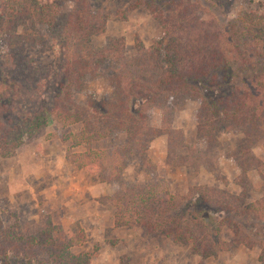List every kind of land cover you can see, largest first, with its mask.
I'll use <instances>...</instances> for the list:
<instances>
[{"label":"rangeland","instance_id":"obj_1","mask_svg":"<svg viewBox=\"0 0 264 264\" xmlns=\"http://www.w3.org/2000/svg\"><path fill=\"white\" fill-rule=\"evenodd\" d=\"M149 1L0 0L1 63L8 55L5 35L13 30L19 35L23 33L19 21V9L23 8V15L33 19V27L31 24L29 27L48 40L46 48H27L25 57L31 68H55L60 72L50 87L40 90V96L20 100L12 120L6 115L1 117L0 109V217L4 228L6 231L16 228L23 235L35 236L47 229L50 220L70 235L83 232L85 242L72 252L92 255L90 264H264V213L254 219H239L241 228L235 230L224 224L227 213L217 212L229 197L244 196L246 204L262 202L264 143L254 146L253 155L261 165L250 172L249 189L245 190L240 181L242 172L233 157L245 137L203 126L200 100L182 98L164 108L147 104L143 109L147 118H138L140 125L136 127L121 110L122 101L116 90L119 82L115 78L121 67L112 56L99 65L83 59L86 67L81 78L78 71L83 66L76 64L78 54H83L78 50L81 39L92 31L103 29L94 35V49H106L111 42L118 41L119 47L124 45L128 57L140 55L139 45L151 51L161 41L166 46L176 44L191 52V45L196 47L194 42H199L197 37L204 29L209 28L208 35L211 31L217 34L225 31L226 35L228 28L237 31L233 26L236 22L244 26L249 17H253L251 22L264 17V0H154L150 2L152 6L147 4ZM54 4L62 8L63 14L51 24L42 10ZM71 23L75 24L73 30L69 29ZM199 23L207 25L202 29ZM260 46L258 42L255 44L256 49ZM259 59L258 67L264 63V55ZM119 79L121 88L130 82ZM139 106L137 103L136 109ZM46 111H54L64 122H59L54 113L51 125L29 134L22 119ZM105 112L114 119L104 125L107 138L98 140L93 131L99 130ZM68 115H75L82 122L70 124L66 120ZM18 126L25 128L26 135L16 147L12 129ZM114 127L122 130L112 132ZM131 131L135 139L147 137L151 163L144 165L137 154L126 160L128 167L122 177L129 187H146L161 180L172 195L195 200L199 196V190L194 192L195 189L215 192L207 201L217 204L210 216L219 221V238H215L211 226L209 230L202 226L199 231L193 229L199 234L208 233L216 245V256L206 258L192 245L175 244L149 233L136 223L139 219L136 215H126L127 226L117 227L116 209L103 201L113 197L119 186L103 182L100 173L79 169L75 161L80 154L125 146ZM84 133L92 139L90 143L84 140ZM200 152L206 153L202 159L206 165L209 163L207 167L202 165L201 158H195ZM40 259L49 264L47 257ZM0 264L34 263L10 250L6 256L0 252Z\"/></svg>","mask_w":264,"mask_h":264},{"label":"trees","instance_id":"obj_2","mask_svg":"<svg viewBox=\"0 0 264 264\" xmlns=\"http://www.w3.org/2000/svg\"><path fill=\"white\" fill-rule=\"evenodd\" d=\"M150 2L155 1L150 0L147 3L152 6ZM19 11L21 17H17L22 24L23 33L19 35L13 30L9 35H5L8 55L4 56L3 63L0 59V105H2L0 109L3 110L1 117L4 118L6 115L11 120L15 117L17 112L15 106L20 100H25L29 96L33 100L35 95L40 96V90L50 87L56 74L60 73L55 68L47 70L31 68L25 57L27 48H46L48 40L32 29V17L24 16L23 8ZM42 12L44 15L46 13L45 17L51 24L63 14L62 8L57 4L43 9ZM252 18L249 17L244 26L241 22H236L233 26L237 31L228 28L226 35L225 31L220 34L211 31L208 35L209 28L204 29L207 24L199 23L198 26L202 25L204 31L197 37L199 42H194L196 47L191 45L193 48L191 52L176 44L166 46L164 41H161L151 51L139 45L140 55L136 57H128L124 45L119 47L118 41L111 42L106 49H94L92 44L94 35L103 29L92 31L82 37L81 46H78V50L83 53H77L76 64L83 66L78 73L80 78L84 75L86 64L83 59L99 65L112 56L121 67L115 75L119 82L115 87L122 101L121 110L136 127L140 125L138 118L142 120L147 118L146 112H143L147 104L164 108L167 103L170 105L172 101L182 98L200 100L202 103L200 118L203 119V126H212L216 130L234 132L245 137V142L233 157L242 172L240 181L244 189L248 190L247 179L250 172L257 170L261 165L253 155L254 146L264 143V63L259 67L257 64L259 58L264 55V17L253 19L251 22ZM29 24L32 27H29ZM74 26L75 24L71 23L69 29L73 30ZM89 27L91 29L90 25ZM257 42L261 46L256 49ZM119 77L122 80L129 79V84L127 86L122 84L121 88ZM137 103L140 104L138 109ZM54 113L46 111L27 120L21 119L31 134L30 132L51 125L53 123L51 116ZM54 116L59 122H64L57 113ZM66 118L70 124L82 122L75 115H68ZM103 118L102 123H99L101 125L99 130L93 131L96 135L94 138L98 140L107 138L103 128L110 119H114V116L105 112ZM211 120L214 123H210ZM11 124L15 123L12 121ZM12 130L17 147L25 137L26 130L20 129L19 126ZM120 130L122 129L114 127L112 132ZM90 132L92 133V129ZM129 134L131 138L125 146L105 152L90 151L78 155L75 161L79 169L100 173L103 182L119 186L113 197L103 201L105 205L110 204L116 209L117 227L127 226L124 220L126 215H136L139 218L136 223L149 233L161 235L175 244L192 245L198 254L206 258L216 256V245L212 238L208 233L198 232L200 226L206 230L211 226L215 238H219L221 232V226L217 225L219 221L210 216L217 204L207 201L215 192L211 189H195L194 192L199 190L198 199L195 200L192 197L172 195L170 188L161 180L146 187H129L122 177V173L128 167L126 160L137 154L143 159L144 165L149 166L151 163L147 156L149 148L147 137L143 135L141 139H135L132 131ZM84 140L88 143L92 141L85 133ZM198 157L201 158L202 165L207 167L209 163L206 165L202 159L206 157V153L200 152L197 157L195 156L197 159ZM262 180L264 181V177ZM245 201L244 196H240L229 197L226 202L221 203V209L217 212L227 213L224 224H229L235 230L240 229L242 223L239 219H254L260 213H264V199L256 204H246ZM0 238V252L4 253V256L12 250L19 257L34 264L38 262L44 264L40 257H47L50 262H46L49 264L91 263L92 255H74L72 252L85 242V234L81 232L79 235H70L62 227L54 226L50 220L47 229L34 236L23 235L16 228L6 231L0 217Z\"/></svg>","mask_w":264,"mask_h":264}]
</instances>
